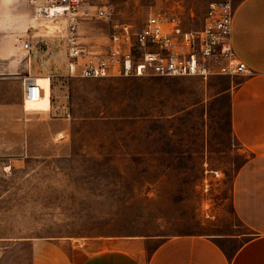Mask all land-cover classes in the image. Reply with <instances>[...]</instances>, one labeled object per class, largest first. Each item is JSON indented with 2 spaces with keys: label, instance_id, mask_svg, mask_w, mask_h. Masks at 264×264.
Here are the masks:
<instances>
[{
  "label": "rangeland",
  "instance_id": "rangeland-1",
  "mask_svg": "<svg viewBox=\"0 0 264 264\" xmlns=\"http://www.w3.org/2000/svg\"><path fill=\"white\" fill-rule=\"evenodd\" d=\"M125 1L114 0V22L133 31L167 4ZM178 1L199 25L209 0ZM112 31L86 21L82 44L104 51ZM31 34L46 30L29 1L0 0V264H32L39 238L141 235L153 249L212 235L233 252L245 237L223 236L244 232L232 188L250 155L231 127L236 77H70L62 56L34 51L30 64L21 38ZM30 65L56 76L50 104L47 93L24 99Z\"/></svg>",
  "mask_w": 264,
  "mask_h": 264
},
{
  "label": "built area",
  "instance_id": "built-area-1",
  "mask_svg": "<svg viewBox=\"0 0 264 264\" xmlns=\"http://www.w3.org/2000/svg\"><path fill=\"white\" fill-rule=\"evenodd\" d=\"M28 1L46 34L22 37L23 50L31 55L35 51L34 56L39 52L62 56L64 72L70 77L171 76L207 80L212 76L254 73L234 46V0H211L199 25L193 27L186 25L181 2L166 0L167 4L152 10L142 28L136 31L126 23L114 22L111 0ZM90 20L113 24L104 51H91L82 44L81 27ZM49 22L56 25L53 30ZM50 75L54 80L56 76ZM42 93L34 75L26 76L24 95L38 100Z\"/></svg>",
  "mask_w": 264,
  "mask_h": 264
},
{
  "label": "crops",
  "instance_id": "crops-1",
  "mask_svg": "<svg viewBox=\"0 0 264 264\" xmlns=\"http://www.w3.org/2000/svg\"><path fill=\"white\" fill-rule=\"evenodd\" d=\"M233 3L234 46L254 73L234 79L230 102L233 134L250 152L232 188L233 209L245 229L223 237H245L242 243L229 252L212 235L173 236L153 249L154 238L141 235L95 236L85 242L39 238L33 241L32 264H264V0ZM29 56L32 64L33 55ZM29 73L34 74L31 65ZM34 78L42 86V95L49 88V100H45L50 104L51 75L36 73Z\"/></svg>",
  "mask_w": 264,
  "mask_h": 264
},
{
  "label": "bare ground",
  "instance_id": "bare-ground-1",
  "mask_svg": "<svg viewBox=\"0 0 264 264\" xmlns=\"http://www.w3.org/2000/svg\"><path fill=\"white\" fill-rule=\"evenodd\" d=\"M56 27V25L55 26H53V27H49L51 30H53L54 28ZM36 81V80H35ZM40 84V83H39ZM46 93L49 95V93H50V90H49V88L47 89V91H46ZM42 97V96H41ZM40 97V98H41ZM39 98V99H40ZM24 99L26 100V99H28V100H35V99H32L31 97H29L27 94L26 95H24Z\"/></svg>",
  "mask_w": 264,
  "mask_h": 264
}]
</instances>
